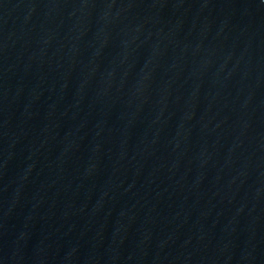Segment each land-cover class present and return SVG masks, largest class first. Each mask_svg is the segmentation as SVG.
I'll use <instances>...</instances> for the list:
<instances>
[{"label": "water", "instance_id": "obj_1", "mask_svg": "<svg viewBox=\"0 0 264 264\" xmlns=\"http://www.w3.org/2000/svg\"><path fill=\"white\" fill-rule=\"evenodd\" d=\"M0 264H264V0H0Z\"/></svg>", "mask_w": 264, "mask_h": 264}]
</instances>
